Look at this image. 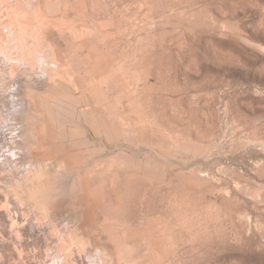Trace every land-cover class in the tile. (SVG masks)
<instances>
[{"label": "rangeland", "instance_id": "374dc122", "mask_svg": "<svg viewBox=\"0 0 264 264\" xmlns=\"http://www.w3.org/2000/svg\"><path fill=\"white\" fill-rule=\"evenodd\" d=\"M38 2L29 21L60 71L27 128L45 192L77 185L46 204L75 222L71 260L264 264V0ZM22 238L0 237V263L38 262Z\"/></svg>", "mask_w": 264, "mask_h": 264}, {"label": "bare ground", "instance_id": "6f19581e", "mask_svg": "<svg viewBox=\"0 0 264 264\" xmlns=\"http://www.w3.org/2000/svg\"><path fill=\"white\" fill-rule=\"evenodd\" d=\"M11 1H14V6H17V2L21 3V8L16 10V7L10 5ZM33 1L36 4L32 0L5 1L7 6L4 7L6 9H2V15H5V20L7 19L6 16L11 18H9L10 21L6 20V24L0 22V139L5 137V139L0 140V194L1 191L4 193V197L2 198L0 195V199L1 201L4 199L5 202V205L3 204L5 209H0L1 212L4 210V213L0 214V237H27L28 239L22 238L20 243L28 248L39 242L41 247H39L38 255L35 248L31 250L38 257L36 260L38 262L34 264H82L78 254L75 255L79 259L77 262L74 259L71 260L73 255H68L75 251L72 247L74 240L71 237L73 232L77 230L76 226L71 224L73 221L66 218L58 219L61 223L57 222L58 220H55L54 217L55 214L49 209L50 205L47 204L48 198L61 196L71 189L76 192L74 187L77 185L73 182L70 183L71 180L66 181V174H63L58 177L56 190L49 193L45 192L44 187L49 182L47 179L49 174L48 163L42 160L38 152L40 150L38 146H42L43 139L39 137L37 132L29 131L27 128L29 124L34 125L38 120L37 111L35 113V110L30 106L34 104L33 100L36 98V94L40 92L44 84H49L55 74L60 71L59 68L51 67L55 61L51 49L46 51V54L42 52H45V48L41 41L40 21L36 24L32 23V20L29 21L30 16L33 19L40 17L37 14L38 10L36 11L39 2L38 0ZM42 40L44 41V39ZM51 57L53 58L52 61ZM36 73L38 80L33 79L34 74L36 77ZM27 75L28 77L30 75L32 79H28ZM42 75L44 78L41 77ZM19 92L24 94V99L18 98ZM26 106L27 109H24ZM16 113H18L17 118L14 116ZM22 125L23 127H21ZM60 126L62 127L63 124ZM27 130L29 132L25 135ZM59 135L63 137L66 134L60 129ZM104 168L110 170L112 167L108 163L104 165ZM98 170L99 167L96 171L98 172ZM35 203L41 208V215H38L37 212L40 208L36 209ZM25 204L29 205L31 211L26 209ZM46 204L49 206L47 207ZM80 206L82 205L74 203L72 207L81 211ZM33 237L38 238L33 240ZM9 241H11V245L13 242H17L16 240ZM11 245L7 247H11ZM1 249L0 244V251H2ZM45 257L47 260L41 261ZM84 259L86 264H103L100 256L94 257L90 251ZM0 262L3 263V261Z\"/></svg>", "mask_w": 264, "mask_h": 264}]
</instances>
